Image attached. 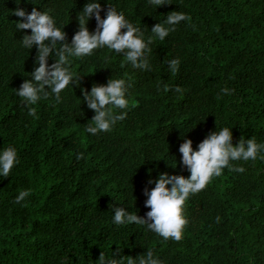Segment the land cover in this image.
Here are the masks:
<instances>
[{
    "label": "trees",
    "instance_id": "obj_1",
    "mask_svg": "<svg viewBox=\"0 0 264 264\" xmlns=\"http://www.w3.org/2000/svg\"><path fill=\"white\" fill-rule=\"evenodd\" d=\"M87 2L0 0V149L13 146L20 159L10 177L0 178V264H96L102 253L137 258L148 249L164 264H264V159L233 162L245 171L225 168L191 196L179 242L144 226L114 225L110 207L143 217L150 211L144 189L155 186L150 177L190 175L180 163L184 139L195 150L208 133L227 126L234 144L241 137L264 143V0H170L156 10L147 0H100L102 18L111 5L146 37L171 11L190 20L154 40L151 71L99 50L73 63L80 87L65 90L63 103L42 99L29 115L15 89L31 79L37 50L21 47L31 30L15 28L14 10L50 11L70 42ZM87 26L95 31V18ZM173 59L180 61L175 73ZM111 77L130 85L128 114L113 131L93 136L85 129L94 111L81 87L90 91ZM223 87L232 94H221ZM80 152L85 158L77 160ZM23 190L29 196L15 203Z\"/></svg>",
    "mask_w": 264,
    "mask_h": 264
},
{
    "label": "clouds",
    "instance_id": "obj_2",
    "mask_svg": "<svg viewBox=\"0 0 264 264\" xmlns=\"http://www.w3.org/2000/svg\"><path fill=\"white\" fill-rule=\"evenodd\" d=\"M21 0H16L19 5ZM148 5L155 8L171 4L170 0H147ZM104 11L100 0H88L83 10L78 13L79 30L73 35L71 41L67 39L64 31L65 25L58 26L57 19L50 11H39L33 8L28 12L17 7L13 14L19 17L16 21L17 30H31L25 34L21 41L23 49L37 50L34 69L16 90L23 105L28 107V114L36 115L35 106L42 99L54 97L57 104L63 103L65 90L73 89V85L80 87L81 75L73 70L76 60L83 61L93 57L99 50L107 49L109 53L122 55L127 64L134 69L151 71L150 57L152 43L159 39L164 41L171 33L177 30L181 22L190 20L186 13L171 11L165 18L156 23L147 37L140 27L135 26L126 18L123 11L115 7H108L104 18ZM95 18V31H89L88 22ZM123 30V31H122ZM54 62L49 64V59ZM180 61H169L171 72L178 71ZM123 66V64H122ZM129 83L123 78L111 77L106 84H93L91 90L81 87L83 102L87 108L94 111V116L87 123L85 131L93 136L113 131L118 122L123 121L129 109ZM168 91V86L164 85ZM179 91V89H177ZM223 95H231L232 90L223 87ZM182 154L180 163L190 173L184 175H169L161 172L157 178L148 180V184L155 186L145 187L144 195L147 197L145 207L149 208L145 216L130 213L125 207H113L112 223L118 227L128 225L144 226L147 231L153 232L163 240L179 242L184 238L185 229L189 223L185 214L186 202L193 195L204 190L215 177L223 174L225 168L243 173V166H236L233 162L252 161L264 159V143H257L255 138L241 137L239 142L233 143V131L230 127H222L212 131L193 148L191 139H184L179 146ZM84 153L77 154L76 159H84ZM171 167L177 166L171 158ZM20 159L17 149L13 146L0 149V178H8L14 167L19 165ZM28 190H23L15 197L14 202L21 204L29 196ZM219 222L220 217H216ZM96 264H164V261L148 249L137 258L119 257L118 253L106 256L102 253Z\"/></svg>",
    "mask_w": 264,
    "mask_h": 264
}]
</instances>
